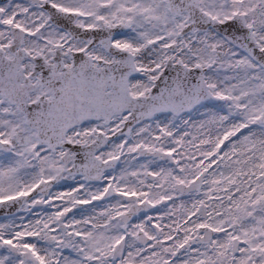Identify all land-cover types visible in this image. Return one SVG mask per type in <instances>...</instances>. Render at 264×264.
<instances>
[{
    "label": "snow or ice",
    "instance_id": "obj_1",
    "mask_svg": "<svg viewBox=\"0 0 264 264\" xmlns=\"http://www.w3.org/2000/svg\"><path fill=\"white\" fill-rule=\"evenodd\" d=\"M0 264H264V0H0Z\"/></svg>",
    "mask_w": 264,
    "mask_h": 264
}]
</instances>
